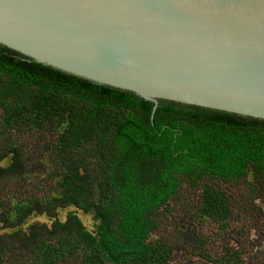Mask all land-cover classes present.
<instances>
[{"label": "trees", "instance_id": "trees-1", "mask_svg": "<svg viewBox=\"0 0 264 264\" xmlns=\"http://www.w3.org/2000/svg\"><path fill=\"white\" fill-rule=\"evenodd\" d=\"M152 108L0 47V164L10 159L0 166V185L30 168L14 140L21 131L51 132L47 160L38 164L55 179L38 200L21 196L8 209L0 201L5 227L17 228L0 236V264H172V250L151 235L182 181L201 184L197 216L223 241L221 250L201 253L204 264H244L241 247L227 240L228 195L214 182L256 178L263 186L264 123L164 102L151 121ZM60 203L73 208L64 220ZM34 213L50 225L23 230Z\"/></svg>", "mask_w": 264, "mask_h": 264}, {"label": "water", "instance_id": "water-1", "mask_svg": "<svg viewBox=\"0 0 264 264\" xmlns=\"http://www.w3.org/2000/svg\"><path fill=\"white\" fill-rule=\"evenodd\" d=\"M0 47L153 105L264 123V0H0Z\"/></svg>", "mask_w": 264, "mask_h": 264}, {"label": "rangeland", "instance_id": "rangeland-1", "mask_svg": "<svg viewBox=\"0 0 264 264\" xmlns=\"http://www.w3.org/2000/svg\"><path fill=\"white\" fill-rule=\"evenodd\" d=\"M51 132L34 136L30 131H21L14 136L17 144H21L24 151L23 160L28 166V171L8 182L0 185V201L4 208H11L16 198L21 196L42 198L52 188L55 179L44 171L42 166L47 160V155H42L43 146L51 140ZM10 165V159L2 162L0 166ZM47 165V164H45ZM55 168L54 165H49ZM229 198L233 214L230 217L231 226L229 242L243 250L244 264H264V184L259 186L256 178H244L239 182L222 184L214 182ZM198 185V184H197ZM192 187L188 182L182 181L175 197L169 201V207L156 218L158 229L151 235L153 240H161L172 250V264H204L201 253L208 250H221L223 241L220 239L218 227L204 218L197 216V207L200 202V186ZM59 205V203H58ZM61 205V203H60ZM59 208V218L64 220L67 212L72 207ZM44 208H41V210ZM47 210V209H44ZM85 226L92 229L91 218L81 217ZM4 219H0V236L15 233L17 228L5 227ZM17 220H13L15 223ZM51 219L46 215L33 214L22 225L23 230L30 226L45 224L49 226ZM207 244V245H205ZM18 243L13 241V247ZM65 264H77L73 259H68Z\"/></svg>", "mask_w": 264, "mask_h": 264}]
</instances>
